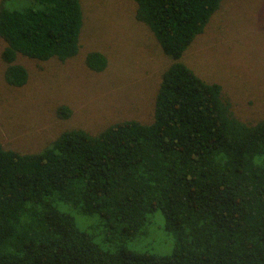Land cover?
I'll return each instance as SVG.
<instances>
[{
	"label": "trees",
	"instance_id": "obj_1",
	"mask_svg": "<svg viewBox=\"0 0 264 264\" xmlns=\"http://www.w3.org/2000/svg\"><path fill=\"white\" fill-rule=\"evenodd\" d=\"M134 1L172 58L152 119L67 129L32 153L0 141V264H264V117L241 118L221 84L181 60L225 0ZM82 24L81 0H2L9 84L28 81L19 54L77 55ZM86 63L103 71L108 58L91 51ZM158 212L174 236L162 256L105 249L75 220L97 216L113 244L144 235Z\"/></svg>",
	"mask_w": 264,
	"mask_h": 264
},
{
	"label": "rangeland",
	"instance_id": "obj_2",
	"mask_svg": "<svg viewBox=\"0 0 264 264\" xmlns=\"http://www.w3.org/2000/svg\"><path fill=\"white\" fill-rule=\"evenodd\" d=\"M81 3L78 54L66 61L19 54L16 62L29 73L23 86L6 79L2 57L6 43L0 37V141L4 147L38 152L67 129L98 132L119 120L152 119L162 76L172 58L148 25L136 18L134 0ZM91 51L106 55L105 70L87 65ZM181 60L202 78L221 84L241 118L264 117V0H225ZM64 105L70 115L59 113ZM154 218L144 235L113 244L105 243L97 216L78 214L75 220L80 229L94 231L95 240L105 249L124 243L140 252L169 254L174 236L165 230L159 212Z\"/></svg>",
	"mask_w": 264,
	"mask_h": 264
}]
</instances>
